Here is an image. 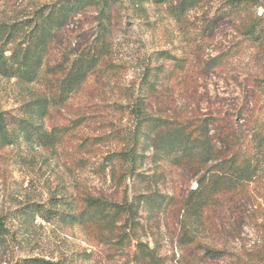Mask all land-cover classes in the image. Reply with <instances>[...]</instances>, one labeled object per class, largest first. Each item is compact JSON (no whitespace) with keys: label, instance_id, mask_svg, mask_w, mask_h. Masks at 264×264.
<instances>
[{"label":"trees","instance_id":"obj_1","mask_svg":"<svg viewBox=\"0 0 264 264\" xmlns=\"http://www.w3.org/2000/svg\"><path fill=\"white\" fill-rule=\"evenodd\" d=\"M195 17L200 26L191 34ZM135 27L179 36L139 54V73L124 83L129 62L119 59V36ZM0 79L14 82L18 101L0 110V150L58 152L97 117L85 104L68 124L55 121L88 94L108 102L116 91L114 108L127 120L76 137L81 165L91 163L114 192L84 189L67 214L35 203L21 215L26 222L61 218L86 231L94 222L92 240L120 244L144 226L143 212H162L177 196L169 222L182 218V248L197 243L208 259L264 264V0H0ZM167 170L180 177L171 197L160 192ZM10 218L0 213V246ZM247 223L256 241L233 254L220 239L241 237ZM138 250L140 264H165L149 246Z\"/></svg>","mask_w":264,"mask_h":264},{"label":"rangeland","instance_id":"obj_2","mask_svg":"<svg viewBox=\"0 0 264 264\" xmlns=\"http://www.w3.org/2000/svg\"><path fill=\"white\" fill-rule=\"evenodd\" d=\"M199 26L200 22L196 17L193 18L191 34H198ZM195 27L197 31H194ZM134 30L126 36L125 33L119 36L124 42L119 59L122 62H129L128 73H125L127 76L123 77L124 83H129L139 73L135 64L139 54L148 55L162 46L167 38L170 40L173 39L172 36L176 38L179 36L153 34L145 27H135ZM137 30L139 34L135 33ZM13 84L14 82L0 79V110L7 111L16 107L18 101ZM110 91L106 97L108 102H99L100 100L88 94L82 99H77L70 110H64L55 118L59 124L66 125L73 120L77 107L85 104L92 105L91 112H96L97 115L80 130L73 131L71 138L66 137L58 152L39 149L37 154H34L33 151L26 150L25 146L0 150V213L11 217L8 243L0 246V264H28L35 259L60 261L62 264H140L141 255H138L140 242L155 250L158 256L165 259V264H236V262L242 264L236 257L231 258L235 262L208 259L204 257V252L198 248L197 243L182 248L178 241L182 218L175 217L173 222H169L174 216L170 210L174 203L179 202V197L173 195L175 183L180 177L176 173H169L168 170L160 180V192L173 196L174 201L170 202L168 199L169 207L162 212H143L144 226L136 233H128L130 237H127L124 243L92 240L89 235L99 232V226L94 222L86 231L80 225L63 223L61 218L50 223L42 222L41 219L33 222L24 220L25 217H22L24 212L35 203L46 204L48 208L54 207L57 214H67L70 212L69 209L78 208L77 200L80 198V191L84 189L107 195L114 192L108 179L97 175L91 163L81 165L78 160L81 156L76 151L77 136L99 135L109 127V121L122 122L114 108L117 93L114 90ZM226 97L229 98L228 95ZM122 123L125 125L127 120H123ZM111 147L110 144L106 145L103 151L106 152ZM94 161L95 158L92 162ZM151 168L149 163L145 165L146 170ZM129 184L133 187V181ZM193 188H196V184H193ZM130 198L131 200L134 198L133 190L130 192ZM194 228L198 231L197 240L207 243L208 234L204 232L203 227L194 225ZM210 241L214 242L212 239ZM220 241L226 242L232 253L237 254L243 246L249 248L253 245L256 235L250 223H247L242 229L241 237H224ZM240 257L244 259L243 256Z\"/></svg>","mask_w":264,"mask_h":264}]
</instances>
